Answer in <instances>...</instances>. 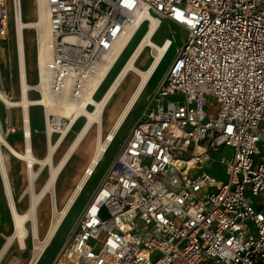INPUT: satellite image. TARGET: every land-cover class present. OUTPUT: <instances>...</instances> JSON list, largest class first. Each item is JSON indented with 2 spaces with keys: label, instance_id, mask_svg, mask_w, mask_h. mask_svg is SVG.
<instances>
[{
  "label": "built area",
  "instance_id": "2783aa9c",
  "mask_svg": "<svg viewBox=\"0 0 264 264\" xmlns=\"http://www.w3.org/2000/svg\"><path fill=\"white\" fill-rule=\"evenodd\" d=\"M15 2L0 0V45ZM45 4L53 52L36 90L57 133L70 121L57 109L79 103L141 14L188 31L51 264H264V0Z\"/></svg>",
  "mask_w": 264,
  "mask_h": 264
},
{
  "label": "rangeland",
  "instance_id": "374dc122",
  "mask_svg": "<svg viewBox=\"0 0 264 264\" xmlns=\"http://www.w3.org/2000/svg\"><path fill=\"white\" fill-rule=\"evenodd\" d=\"M21 2L24 20L26 22H32L37 20V0H21ZM15 27L16 26L13 25V23L11 22L8 39L0 45V87L10 93V95H12L14 99H18L20 97V81ZM147 28L148 23L146 22L138 32L131 45L126 49L125 53L123 54V57L117 63L111 75L102 85L100 91L96 96L97 99L102 96L106 88L109 86L117 72L124 64L129 54L132 52L141 35ZM165 38H170L172 40V46L166 58L162 62L158 71L156 72L144 96L141 98L138 105L133 110L132 114L122 127L121 131L118 133L116 140L112 144L110 150L105 155L104 160L97 168L92 179L89 181L84 193L79 198L78 202L76 203L75 207L66 219L60 232L54 239L50 248L47 250L40 264H51L60 252V250L63 248L67 240L69 239L77 220L82 215L85 206L91 200L98 186L101 184V182L104 180L107 173L109 172L116 155L123 146V143L131 133L133 127H135L139 120L143 118L148 106H150L152 102L153 96L155 95L159 86L165 80L167 73L172 65V62L178 54V50L181 49L183 45L187 42L188 31L178 26L177 24L164 21L162 22V26L157 35L155 36L154 40L157 43L161 44ZM24 44L26 53V69L28 75V82L31 86L35 88L39 80L37 29H25ZM151 60L152 49L147 48L137 65L140 68H146L151 62ZM138 80V75L135 73H131L124 81V83L122 84L110 104L107 106L103 114L105 133L110 130L112 124L114 123L113 120L117 118V114H119V112L127 102ZM30 95L32 98L40 97V94L39 92H37L36 88L30 91ZM9 117L10 122H7V118ZM30 117L33 151L37 157L43 158L46 155L48 145V122L46 108L41 105L31 106ZM0 123L2 131L4 135H6V138H8V141L19 151L24 152L25 136L23 135L24 129L22 124V109L19 107L8 109L7 106H5V104L0 101ZM83 124L84 117H81L75 123L64 144L59 149L58 154L56 156V160H58L61 155L65 152L68 145L75 138L77 132L80 130ZM8 129L11 130L9 131ZM13 129H15V131H13ZM59 135L60 133H55L54 139H56ZM96 136L97 127L94 126L88 138L79 147L75 155L70 160L69 164L59 176L57 184L55 186L59 208L64 205L67 198L71 194L75 184L78 182L86 166L88 165L95 149ZM3 151L4 153H6L7 157L6 167L8 168L7 171L13 188L15 203L18 211L22 213L26 211L33 203L30 200L32 192H36V194H38L43 188V185L48 178V169L44 168L39 171L40 165L36 164L35 171L37 172V175L31 184L28 172L26 170L25 161L14 155L8 154L7 150L4 147ZM231 154L232 149L228 147H223L222 149H218V151L212 153L213 157L217 159H220L223 156L230 157ZM212 165H215L213 161L206 162L204 164V170L209 171L212 168ZM216 167L217 169H213L214 175L219 178L226 179V175L224 173V166L216 165ZM36 204L37 205L35 213L37 224L39 225V235L40 239H44L53 215V203L51 195L48 194L44 200L37 202ZM29 225H31V222ZM13 229V221L8 207L7 198L4 193L3 181L0 174V251L7 242L8 237L13 233ZM20 244L21 243L18 240H13L10 247L7 249L4 256L2 257L0 264H29L36 252V242L34 241L33 236L30 235L23 246L22 244Z\"/></svg>",
  "mask_w": 264,
  "mask_h": 264
},
{
  "label": "bare ground",
  "instance_id": "6f19581e",
  "mask_svg": "<svg viewBox=\"0 0 264 264\" xmlns=\"http://www.w3.org/2000/svg\"><path fill=\"white\" fill-rule=\"evenodd\" d=\"M36 13L37 20L26 22L23 18L22 2L21 0H16L13 14L11 16V22L16 26L15 32L19 64L20 97L18 99H14L12 95H10V93L0 87V101L3 102V104H5L8 109L18 107L22 109V124L24 129L23 135L25 136V150L24 152H21L8 141V138H6V135H4L0 126V174L3 181L4 193L7 198L8 207L11 213L14 227L13 233L8 237L7 242L0 251V262L13 240H18L23 246L26 243L27 238L31 235L36 242V252L29 264H40L47 250L52 245L66 219L78 202L79 198L84 193L89 181L92 179L97 168L102 163L105 155L116 140L118 133L121 131L122 127L127 122L133 110L136 108L139 101L144 96L147 88L152 82L156 72L158 71L172 46V40L170 38H165L161 44L157 43L154 40L155 36L162 26V21L166 20H160L154 16H146L145 14H141L137 18V22L129 28L127 35L120 41L115 55L110 59L107 66L84 88L83 92L79 96V103L74 106L69 104L68 101L63 103L62 107L57 109L58 113L56 114L69 116L70 121L64 123L60 127V135L56 139H54V136L55 133H57L55 131L57 129V126L59 125L58 120L54 119L52 123L47 114V152L43 158H39L35 155L32 147L30 117L31 106L41 105L44 106L47 111V108L51 103L45 96L32 98L30 95V91L32 89H35L37 85L34 88L28 82L24 44L25 29L34 28L38 30L37 51L39 76L41 77L44 76L46 67L51 61L53 45L50 33L49 14L45 4V0H37ZM146 22L148 23V28L141 35L132 52L129 54L124 64L117 72L102 96L97 99L96 96L100 91L102 85L111 75L113 69L123 57L126 49L131 45V43L137 36L139 29L142 28V26ZM147 48L152 49V60L146 68H140L137 64ZM131 73L137 74L139 80L135 85V88L131 92L127 102L112 124L110 130L105 133L103 121L104 111ZM145 116L146 114L138 124H140L145 119ZM81 117H84L83 126L77 132L75 138L68 145L65 152L58 160H56L59 149L64 144L75 123ZM7 122H10V117L7 118ZM94 126L97 127V136L93 155L83 174L75 184L66 202L61 208H59L55 189L57 180L66 166L69 164L70 160L75 155L79 147L88 138ZM8 130L10 131L11 129ZM3 147L7 150L8 154L14 155L25 161L26 170L28 172L31 184L37 175V172L35 171L36 164L40 165L39 171L44 168L48 169V178L45 181L43 188L38 194H36V192H32L30 200L33 203L26 211L22 213L18 211L15 203L13 188L7 171L8 168L6 167L7 157L6 153H4L5 150L3 151ZM91 172L92 174L89 175ZM48 194H50L52 198L53 215L44 239H40L39 225L37 224L35 213L37 205L36 203L44 200ZM30 222L31 225H29Z\"/></svg>",
  "mask_w": 264,
  "mask_h": 264
},
{
  "label": "crops",
  "instance_id": "0c3cea01",
  "mask_svg": "<svg viewBox=\"0 0 264 264\" xmlns=\"http://www.w3.org/2000/svg\"><path fill=\"white\" fill-rule=\"evenodd\" d=\"M162 22H164V21H162ZM168 22H169V21H168ZM142 27H143V26H142ZM140 29H141V28H140ZM140 29H139V31H140ZM117 115H118V114H117ZM117 115H116V116H117ZM144 115H145V114H144ZM143 117H144V116H143ZM115 118H116V117H115ZM142 119H143V118H142ZM142 119H141V120H142ZM114 120H115V119H114ZM114 120H113V122H114ZM141 120H139V122H140ZM113 122H112V123H113ZM139 122H138V123H139ZM138 123H137V124H138ZM137 124H136V125H137Z\"/></svg>",
  "mask_w": 264,
  "mask_h": 264
}]
</instances>
